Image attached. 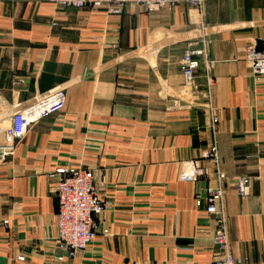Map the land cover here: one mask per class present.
<instances>
[{"label": "crops", "instance_id": "1", "mask_svg": "<svg viewBox=\"0 0 264 264\" xmlns=\"http://www.w3.org/2000/svg\"><path fill=\"white\" fill-rule=\"evenodd\" d=\"M203 30L216 63L209 100L184 93L181 70ZM263 35L264 0H182L153 18L135 6L108 16L0 0V144L14 114L65 96L63 110L33 124L0 162V264H214L205 198L218 187L231 254L264 264V78L244 54ZM213 118L218 165L204 158ZM191 161L207 175L184 182ZM75 169L94 172L107 208L87 251L58 263L56 172ZM240 178L251 179L247 198Z\"/></svg>", "mask_w": 264, "mask_h": 264}, {"label": "built area", "instance_id": "2", "mask_svg": "<svg viewBox=\"0 0 264 264\" xmlns=\"http://www.w3.org/2000/svg\"><path fill=\"white\" fill-rule=\"evenodd\" d=\"M59 8L82 10L92 8L104 10L108 16H121L128 6L143 8L149 18L158 12L171 10L182 0H43ZM191 7L201 6L202 0H186ZM204 30L189 45L183 56L181 70L184 79L185 94L193 99L205 98L209 100L214 87L211 76L216 63L209 61L204 45ZM206 34V33H205ZM202 45L201 46L199 45ZM245 62L249 64L255 78H264V35L258 42H251L244 49ZM205 66V86L197 85L200 60ZM64 94H58L41 105H36L18 112L12 116L11 125L6 130V141L0 144V162L6 163L16 154L17 144L25 140L31 126L49 115L63 110ZM218 120L213 118L211 131L213 145L204 155L205 159H212L218 165L220 162L217 152L216 127ZM60 177L57 186L59 211L57 215V247L65 256L57 258L58 263L73 261L87 251L96 239L98 226L96 217L101 214L107 205L101 200L100 188L96 183L95 174L90 170H58ZM207 175L198 161L187 162L183 165L181 180L196 182ZM251 193V179L240 178L237 182V194L240 198H247ZM202 199L197 196V206H201ZM206 212L214 217L216 230L213 244L219 254L214 264H244L237 260L230 251V242L227 232V218L224 209V193L222 188H208L205 198ZM19 261H25L19 258ZM159 264V263H155Z\"/></svg>", "mask_w": 264, "mask_h": 264}]
</instances>
